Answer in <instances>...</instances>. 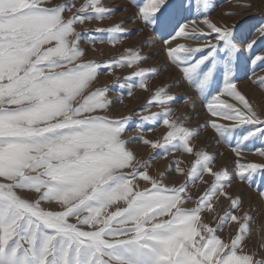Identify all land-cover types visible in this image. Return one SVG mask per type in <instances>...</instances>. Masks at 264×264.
Wrapping results in <instances>:
<instances>
[{
  "label": "snow or ice",
  "instance_id": "6c2138e0",
  "mask_svg": "<svg viewBox=\"0 0 264 264\" xmlns=\"http://www.w3.org/2000/svg\"><path fill=\"white\" fill-rule=\"evenodd\" d=\"M129 4L136 9L133 23L160 36L161 51L179 71L171 83H150L158 69L142 66L149 57L139 48L86 58L82 44L103 55L97 43L114 48L127 32L123 17L106 27L86 26L116 14L103 0L79 6L74 0H0V264H264L248 247L254 215L228 190L233 175L249 187L257 175L264 178V162L242 155L251 151L264 160V115L237 78L248 65L253 75L264 66V50L255 47L264 24L248 40L243 21L209 18L211 0ZM238 6L252 7L246 0ZM126 67L129 73L115 76ZM102 72L115 78L97 86ZM185 82L207 112L198 127L231 146V170L216 164L219 153L209 145L194 143L199 131L189 118L173 116L171 88ZM252 83L264 89V76ZM137 88L149 93L145 102L114 114L113 106ZM183 101L196 106L188 93ZM157 127L164 129L159 136L146 135ZM256 141L261 146L249 148ZM133 143L148 147L149 157L139 159ZM157 156L168 164L153 174ZM258 194L264 199L259 186Z\"/></svg>",
  "mask_w": 264,
  "mask_h": 264
},
{
  "label": "rangeland",
  "instance_id": "374dc122",
  "mask_svg": "<svg viewBox=\"0 0 264 264\" xmlns=\"http://www.w3.org/2000/svg\"><path fill=\"white\" fill-rule=\"evenodd\" d=\"M56 2H63V0H56ZM81 2L82 0H74V3H76L77 6H79ZM103 2L106 6L115 7L117 9L116 14L100 24H98L96 21H92L86 26L88 28H94L96 26L106 27L113 23L119 22L121 17H123V27L127 29V32L124 34L123 42L114 48L107 43H97L96 48H102L104 50L103 55H100L99 52H93L91 50V45L82 44V46L88 48V56L86 58H97L99 60H103L105 57L119 55L124 47H135L141 49L142 54L149 57V59L145 61L142 66L155 67L158 69L156 76L152 77L150 80L151 84L160 85L165 82L171 83L174 79L178 78L180 75L179 71L167 62L165 54L163 51H161L162 41L160 36L154 33L152 29L144 27L142 23H133L131 15L136 9L130 6L129 0H103ZM211 2L214 5V10L210 11L208 15L213 22L228 23L231 25L233 22L243 21V31L245 33H250L248 35V40H251L253 37H257L259 35L256 29L260 26V24H264V0H246L247 3L252 5V7L247 11H243L238 6V0H211ZM125 6L128 7L127 12H124ZM233 12H240V15H230V13ZM191 18L193 17H190V19ZM77 27L79 30L81 26ZM197 27L203 28L204 31H208V29L202 23H199V21ZM180 42L191 44L193 46L200 43V41L195 40H181ZM255 47L257 52L264 50V39L260 40ZM130 71L131 69L127 67L123 69H116L115 76H124ZM115 76L112 74H107L106 72H102L99 80L97 81V86L110 83L114 80ZM257 76H264V66L258 67L255 70V75H253L250 65H248L245 70H241L237 73L238 88L247 95L253 107L262 115H264V89H261L252 83V80ZM220 86H222V80L216 85L217 88ZM171 91L175 93L177 97L175 103L171 105V107L175 109L173 116L180 117L181 119H184L185 117L189 118L188 125L191 127H197L199 131V135L195 138L194 143L197 146L209 145L210 147L207 148L209 152L219 153L216 155V164L227 165L229 170H231L233 167L231 163L234 159L231 146L223 142L219 144L216 143V140L214 139V133L210 128L198 127L205 123L207 116L206 109L202 104V98H200L199 95L195 93L194 89L188 87L186 82L183 84L174 85L171 88ZM185 93L195 97V108L184 104L183 96ZM112 95H116L115 88L112 91ZM148 96V92L139 88L134 91V97H127L125 93L124 103H116L113 106V113L127 114L131 108L135 109L143 104ZM158 110L159 109L156 107L151 109V111ZM134 123L135 122H131L128 133L129 135L133 134L135 130ZM163 131V127H157L154 132L146 131V135L150 138H156ZM130 146L136 149L139 159H147L149 157L151 150L148 147L141 146L138 143H133V145ZM260 146L261 145L259 141L249 144V148H258ZM242 155H244L248 161L264 162V160H261L257 154L251 151H245L242 153ZM167 164L168 160L161 159L159 156H157L152 161L150 171L155 174L157 171L166 168ZM178 179L183 178L178 177ZM258 186L259 191H264V178L259 175L255 177L254 183L251 187H249L246 182H240L233 175L232 183L228 190L234 195L241 196L243 199V210H250V213L254 215L252 236L248 241V247L251 250H255L257 252L256 258L260 259L264 258V232L260 230V226L264 225V199H262L258 194ZM22 195L30 196L31 194L22 193ZM221 204L227 205L228 201L222 200ZM45 206L47 207L48 205L46 204ZM227 230L228 229L226 228L225 235Z\"/></svg>",
  "mask_w": 264,
  "mask_h": 264
},
{
  "label": "bare ground",
  "instance_id": "6f19581e",
  "mask_svg": "<svg viewBox=\"0 0 264 264\" xmlns=\"http://www.w3.org/2000/svg\"><path fill=\"white\" fill-rule=\"evenodd\" d=\"M255 2V1H254ZM159 41H160V39H159ZM157 55H158V53H157ZM157 58V57H156ZM219 85V84H218ZM132 109V108H131ZM133 145V144H132ZM232 164V163H231ZM245 188V187H244Z\"/></svg>",
  "mask_w": 264,
  "mask_h": 264
}]
</instances>
